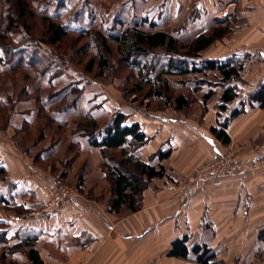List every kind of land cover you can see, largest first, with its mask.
Listing matches in <instances>:
<instances>
[{
    "label": "crops",
    "instance_id": "0c3cea01",
    "mask_svg": "<svg viewBox=\"0 0 264 264\" xmlns=\"http://www.w3.org/2000/svg\"><path fill=\"white\" fill-rule=\"evenodd\" d=\"M124 3L129 7L141 3L144 6L141 15L159 24L172 18L180 20L182 10L193 5L200 14L191 23L199 30L216 23L218 16L226 15L234 6L241 7L248 25L228 40L227 50L208 58L225 59L234 55L245 64L251 61L242 81H237L240 96L264 85V0H126ZM214 80L211 81L217 82ZM212 88L217 91L215 86ZM220 89L215 102L220 100L223 90ZM200 102L205 103L203 99ZM235 103L236 100L230 106ZM215 104H208L205 113L190 117L169 110L149 111L143 116L137 113L135 117L129 114L128 121L140 122L150 137L141 148L143 161L157 164L155 153L160 149L170 151L161 163L174 180L167 176L154 179L144 191L143 209L117 220L105 203L82 194L58 216L23 218L0 211V221L5 223L0 228L5 238L0 243L9 251L5 254L20 257L19 244L36 235L35 248L44 264L47 258L55 260L46 249L44 255L45 244L60 245L62 251L81 264H183V259L170 257L167 252L175 238L188 234L190 244H209L226 264H264V107L248 106L231 119L226 132L232 143H223L211 130L218 124ZM230 145L241 151L253 168L223 178L219 186L210 180L202 182L185 203L171 199L174 190L169 185L181 184L216 154L229 150ZM5 149L0 140V168L14 173L15 161H9ZM8 182L11 188L2 184ZM0 183V192L5 193H0V203L7 207L27 209L47 198L46 186L35 178L11 175L7 182ZM85 233L94 237L88 245L67 241ZM156 248L163 252L161 257L154 255ZM26 260L33 264L29 256Z\"/></svg>",
    "mask_w": 264,
    "mask_h": 264
},
{
    "label": "rangeland",
    "instance_id": "374dc122",
    "mask_svg": "<svg viewBox=\"0 0 264 264\" xmlns=\"http://www.w3.org/2000/svg\"><path fill=\"white\" fill-rule=\"evenodd\" d=\"M26 1L31 12L35 14L32 18L29 16V25L32 28L33 36H30L31 33L23 24L16 21L15 27L12 29L13 32L4 38V42L11 43L15 60L21 55L22 58L28 59L37 50L39 53L36 55L44 57L45 61L50 64V68L46 75L37 76L35 70L29 66V61H25V64L20 67H14L11 63H0V98L6 101L5 103L0 102V140L8 152L9 161L11 160V163L15 161V172L0 173V181L7 182V177L11 175L38 179L46 186L47 198L48 194L50 196L49 189H54L53 185L56 186L58 193H61L63 186L66 189L69 188L72 198L63 209L79 196L82 197V194L91 200L106 204L110 191L109 183L103 173L105 169L103 168L104 157L102 152L100 153L101 149L92 146L88 138L76 133L77 129L79 130L82 126L83 114L89 109L91 110L94 103L101 102L95 110L93 107L92 111L97 119L101 120L102 127L112 120L117 111H123L128 115L132 113L130 117H135L137 113L143 116L148 115L149 111L169 110L190 117L205 113L208 104L216 103L214 107L218 115L220 100L215 102L214 99L218 98L220 88H222L219 71H210L206 75L198 76L190 74L186 77L167 75L169 92L175 97L184 94L191 100L189 106L184 110H178L174 104L168 105L163 100L155 99L147 85L143 92L131 94L139 77L137 72L123 61V51L118 43L111 39L108 40L111 48L109 68L101 71L98 67H94L89 71L90 60L97 54L96 46H89V48L87 46L93 40L91 36L79 37L78 33L72 32L61 42L53 44L51 43L52 35L47 31L46 23L42 19L43 16L49 14L53 15L55 20L68 24L72 30H78L82 26L85 29L92 27L96 31H104L109 29L108 26L114 28L116 17H120L124 18L128 23L126 24L130 26L138 22L139 27L146 31L165 30L177 38L179 47H183L205 30V28L199 30L198 26L191 23L200 14L193 5L182 10L180 20L167 18V20L169 19L167 23H155L156 27L151 28L149 24L154 21H151L149 16L144 18L141 15L144 8L141 3L136 5L132 3L128 10H120L126 0H71L70 8H58V0ZM8 14H14L12 2L0 0V35L3 34ZM245 14V10L241 7L234 6L226 15L218 16L219 20H216L217 22L212 23L211 26L213 29L218 26H226L227 34L202 51L200 57L206 58L211 54L227 50L230 46L228 40H232L238 30L244 29L248 25ZM162 15L161 12L160 18ZM74 27H78V29ZM122 28L117 25V29ZM26 35L31 37V40ZM32 39L34 40L32 41ZM98 48V52H105L104 48ZM182 52H185V49ZM38 61L34 63L37 64ZM249 63H246L245 72L241 75L240 80L250 69L251 64ZM56 70L61 72L54 74ZM216 74L218 76L215 77ZM50 77H52L51 81ZM198 81H202V84ZM51 84L54 85V89L50 88ZM198 86H201L199 90H197ZM211 86H215L217 91L208 102L204 103L205 105L201 104L200 99H203L204 93ZM66 89L67 97L64 101L56 103L52 101ZM53 92L54 94L51 96ZM78 94L80 95L76 106L63 110V107L68 103L71 104L75 100V95ZM50 102H54V104L49 105ZM226 112L228 115L229 110ZM25 119H30V122L27 124ZM78 122L80 125H77ZM21 125L23 127L19 129ZM77 141H81L83 148ZM260 147L262 148V145ZM229 150L247 164L248 161L241 156L242 152L235 149L234 145L232 147L230 145ZM115 154L119 156L120 151L116 150ZM2 184L9 188L12 186L9 182ZM182 185L183 183L177 186ZM0 193L5 194L4 192ZM143 207L144 203L141 209ZM0 211L30 218L31 209L11 208L0 203ZM108 212L117 215V220L133 214L127 209H123L122 212ZM1 245L0 243V264H31L26 260L30 247L20 249L18 251L20 257L15 258L7 256L5 253L9 251ZM43 249L48 250L55 257V260L47 258L45 264H81L77 258H72L70 254L62 251L60 245L45 244ZM46 250L43 251L44 255L47 253ZM154 255L161 257L163 252L156 248Z\"/></svg>",
    "mask_w": 264,
    "mask_h": 264
},
{
    "label": "trees",
    "instance_id": "16d2710c",
    "mask_svg": "<svg viewBox=\"0 0 264 264\" xmlns=\"http://www.w3.org/2000/svg\"><path fill=\"white\" fill-rule=\"evenodd\" d=\"M8 1L12 2L14 14H8L6 18L7 23H4L3 34L0 35V63H11L14 67H20L25 64V61H29V66L35 70V74L37 76H44L49 70L50 64L45 61L44 57L41 58L36 55L39 53L37 50L28 59L22 58L21 55L15 60L16 57L13 56L14 53L11 49V43L4 42V38L13 32L12 29L15 27L16 21L23 24L31 33L30 36H33L32 28L29 25V16L32 18L35 14L29 9L28 2L26 0ZM70 3L71 0H58L57 7L70 8ZM128 8L129 6L123 3L120 10H128ZM42 19L46 23L47 31L52 35L51 43L53 44L61 42L72 32L78 33L79 37L91 36L93 40L87 46L88 48L89 46H96L97 54L90 60L89 71L93 70L94 67H98L101 71L109 68L111 48L108 40L111 39L118 43L121 51H123V61L137 72L139 77V81L135 84V89L132 90L133 92L131 94L143 92L145 85H147L151 90V95L155 99L163 100L168 105L174 104L178 110H184L189 106L191 100L184 94L175 97L169 92L167 88V75L186 77L190 74L198 76L200 74L206 75L210 71H219L221 73V87L223 90L218 103V124L212 127L211 130L223 143L230 142V136L226 132V129L231 119L243 113L248 106L264 107V85L248 94L240 96L238 93L237 81H242L240 80L241 75L246 68L244 60H240L234 55L225 59L200 57L201 52L211 46L217 39L224 38L227 34L226 26H218L215 29L211 26L199 33L188 45L179 47L177 38L170 35L167 31L161 29L146 31L139 27L140 24L138 22L130 26L127 25L128 23L124 18L120 17H116V26L114 28L113 26H108L107 28L109 29L104 31H96L92 27L85 29L82 26L79 29L78 27H74L78 30H72L68 24L55 20V17L49 14L43 16ZM117 25L123 28L117 29ZM149 25L151 28L156 27L155 23ZM31 37L27 36L28 39ZM43 40L46 41L45 39ZM98 47L101 49L104 48L106 53L98 52ZM180 49H185V52L180 51ZM37 60H39L37 64L34 63ZM59 72L61 71L56 70L54 74H58ZM49 79L51 81L52 77ZM198 82L201 83L202 81ZM201 86H198L197 90ZM212 87L204 93V102H208L215 94V90ZM50 88L54 89L55 87L51 84ZM53 94L54 92L51 93V96ZM58 95L57 98L52 100L55 103L65 100L67 97V89ZM79 95H75V100L71 104L68 103L65 105L63 110L76 106L75 104ZM235 100V105L230 107V103ZM0 102L5 103L6 101L0 98ZM54 102H50L49 105H53ZM99 105L100 103H94L91 110L89 109L83 114L82 126L79 130L77 129L76 133L80 136L87 137L92 146L101 149L104 157L103 168L105 171L103 173L109 183L110 191L109 200L106 202L108 211L122 212L123 209H127L132 213L137 212L143 206L144 191L151 187L154 179L167 176L169 179L174 180L168 174L165 165L161 163L163 159L169 156L170 151L158 150L154 155L159 159L157 164L152 161H143L141 158V148L147 143L150 137L144 131L141 123L138 121L129 122L128 114L123 111H117L112 120L106 126L102 127L100 125L101 120L97 119L92 112L93 107L95 109ZM227 110H229V114L224 116L223 113ZM25 120L27 124L30 122L28 119ZM77 125H80L79 122ZM22 127L21 125L19 129H22ZM116 150L120 151L119 156H116ZM6 172L5 167L0 168V173ZM45 201L46 199L37 206H28L27 210L29 208H38ZM4 224V222L0 221V228ZM4 238L5 233L1 231L0 242ZM93 239L94 237L91 234L85 233L81 237L69 238L67 241L85 246L91 243ZM36 241V235L33 239H30L29 236L19 244L17 249L20 251L23 247H30L28 256L32 263L44 264L39 250L35 248ZM190 241L191 237L188 234L175 238L171 242L167 255L183 259V264H226L224 260L219 258L217 252L209 244L205 242L190 244Z\"/></svg>",
    "mask_w": 264,
    "mask_h": 264
},
{
    "label": "built area",
    "instance_id": "2783aa9c",
    "mask_svg": "<svg viewBox=\"0 0 264 264\" xmlns=\"http://www.w3.org/2000/svg\"><path fill=\"white\" fill-rule=\"evenodd\" d=\"M250 167H252L251 164L248 162L246 164L231 150L216 154L210 161L198 168L196 172L188 175L182 182V186L169 185L174 190L173 200H179L180 203H185L191 198L202 182L210 180L215 186H219L223 178L241 174ZM53 187L54 189H49L50 196L48 194V198L44 204L38 208L31 209L29 212L30 218L58 216L63 207L71 200L72 192L69 188L66 189L63 186L61 193H58L56 192V186L53 185Z\"/></svg>",
    "mask_w": 264,
    "mask_h": 264
}]
</instances>
